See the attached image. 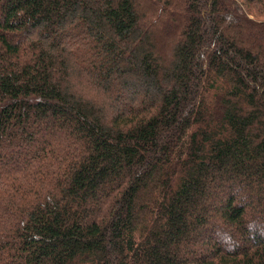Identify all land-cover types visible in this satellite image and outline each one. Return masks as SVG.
Wrapping results in <instances>:
<instances>
[{"label":"trees","instance_id":"16d2710c","mask_svg":"<svg viewBox=\"0 0 264 264\" xmlns=\"http://www.w3.org/2000/svg\"><path fill=\"white\" fill-rule=\"evenodd\" d=\"M0 264H264V0H0Z\"/></svg>","mask_w":264,"mask_h":264}]
</instances>
